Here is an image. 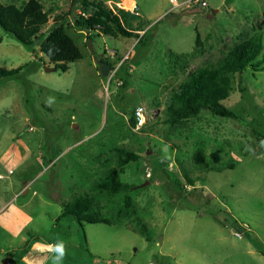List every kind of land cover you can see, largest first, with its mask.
Returning <instances> with one entry per match:
<instances>
[{
    "label": "rangeland",
    "instance_id": "374dc122",
    "mask_svg": "<svg viewBox=\"0 0 264 264\" xmlns=\"http://www.w3.org/2000/svg\"><path fill=\"white\" fill-rule=\"evenodd\" d=\"M39 1L44 34L62 25L82 56L61 70L40 41L29 50L0 28V66L20 67L0 78V264H264V63L234 75L221 104L236 119L204 109L171 124L166 109L190 72L253 35L261 58L264 0L170 11L169 0H134L138 15L124 20L143 31L131 37L79 25L83 1L100 0ZM103 2L118 15L133 6ZM109 173L129 189L98 188ZM78 195L108 223L83 222V233L63 216Z\"/></svg>",
    "mask_w": 264,
    "mask_h": 264
},
{
    "label": "trees",
    "instance_id": "16d2710c",
    "mask_svg": "<svg viewBox=\"0 0 264 264\" xmlns=\"http://www.w3.org/2000/svg\"><path fill=\"white\" fill-rule=\"evenodd\" d=\"M83 8L89 10V15L88 17L79 15L77 22L87 29L99 26L103 33L116 32L127 37L137 34V31H143L142 25H140L141 28H131L124 20L128 15L136 16L137 14L118 9V13H120L118 15L106 7L103 0L93 3L83 1ZM195 9L193 8V10ZM48 19L49 14L43 9L39 0H27L21 6L0 2V28L12 35L29 50L34 47L37 40L40 41V50L49 61L56 68L66 70L70 62L81 58L80 49L62 25L52 28L45 35L42 29ZM61 20H63V16L60 17V20L56 17L53 23L57 24ZM261 50L262 41L260 36L253 35L230 49L215 67H203L190 72L187 79L179 84L178 90L173 91L166 101V109L170 117L169 123L175 124L185 118L196 116L204 109L209 110L214 115L238 118L233 111L223 107L221 102L229 96L236 73L243 72L248 66L253 68L254 71L262 68L264 53L261 58L255 60ZM19 69L20 67L7 69L0 66V78L14 77ZM126 84L127 81L123 80V86ZM129 123L132 127L137 125L138 117L136 113L129 117ZM122 152L127 156V159H134V156L129 152L125 150H122ZM185 180L189 184L193 182L188 176H185ZM174 181L176 186L182 190L183 184L179 180ZM96 185L100 189L105 188L115 193L120 189H129L128 185L118 182L114 173H109ZM90 205L91 200L86 195L75 196L72 200L63 204L62 215L75 217L83 233V222L108 223L105 218L99 217L94 212H89ZM257 248L264 254V247ZM26 250L27 248L20 249V253L23 255Z\"/></svg>",
    "mask_w": 264,
    "mask_h": 264
},
{
    "label": "built area",
    "instance_id": "2783aa9c",
    "mask_svg": "<svg viewBox=\"0 0 264 264\" xmlns=\"http://www.w3.org/2000/svg\"><path fill=\"white\" fill-rule=\"evenodd\" d=\"M169 1L172 4V7L169 9V11L173 10V9H176V8L184 9V8H188V7H192V6L193 7H195V6H197V7H205V6H207V3L205 2V0H181V1H179V0H169ZM114 5H118L119 6L118 1H115ZM135 9H136V6L133 5L129 12L135 13L136 12ZM136 115L138 117H140V119L142 120L144 118L143 109L142 108L138 109L136 111ZM236 235H237V233H236ZM8 264H13V263H11L9 261Z\"/></svg>",
    "mask_w": 264,
    "mask_h": 264
},
{
    "label": "water",
    "instance_id": "95a60500",
    "mask_svg": "<svg viewBox=\"0 0 264 264\" xmlns=\"http://www.w3.org/2000/svg\"><path fill=\"white\" fill-rule=\"evenodd\" d=\"M88 46H89V49L92 50L90 42H88ZM97 63L99 65V73L105 77L109 76V73L111 70L110 64L107 63L106 61H100V60H98ZM47 69H49V68H47Z\"/></svg>",
    "mask_w": 264,
    "mask_h": 264
},
{
    "label": "crops",
    "instance_id": "0c3cea01",
    "mask_svg": "<svg viewBox=\"0 0 264 264\" xmlns=\"http://www.w3.org/2000/svg\"><path fill=\"white\" fill-rule=\"evenodd\" d=\"M133 1V5H135L136 6V2L134 1V0H132ZM135 14H137L138 15V12L136 11L135 12ZM0 177H1V174H0Z\"/></svg>",
    "mask_w": 264,
    "mask_h": 264
},
{
    "label": "clouds",
    "instance_id": "9594fccd",
    "mask_svg": "<svg viewBox=\"0 0 264 264\" xmlns=\"http://www.w3.org/2000/svg\"><path fill=\"white\" fill-rule=\"evenodd\" d=\"M137 116V115H136Z\"/></svg>",
    "mask_w": 264,
    "mask_h": 264
}]
</instances>
